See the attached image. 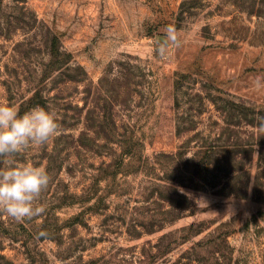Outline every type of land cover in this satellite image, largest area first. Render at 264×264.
I'll list each match as a JSON object with an SVG mask.
<instances>
[{
  "label": "rangeland",
  "instance_id": "obj_1",
  "mask_svg": "<svg viewBox=\"0 0 264 264\" xmlns=\"http://www.w3.org/2000/svg\"><path fill=\"white\" fill-rule=\"evenodd\" d=\"M169 25L182 46L161 58ZM53 35L80 81L51 66ZM257 78L264 0H0V104L45 101L60 125L45 145L0 157V171L32 164L51 178L42 215L0 213V264H264L255 161L244 196L178 178L197 148L193 138L178 157L182 141L223 124L214 97L264 109Z\"/></svg>",
  "mask_w": 264,
  "mask_h": 264
},
{
  "label": "trees",
  "instance_id": "obj_2",
  "mask_svg": "<svg viewBox=\"0 0 264 264\" xmlns=\"http://www.w3.org/2000/svg\"><path fill=\"white\" fill-rule=\"evenodd\" d=\"M49 41L53 69L59 68L64 81H80L79 76L68 74L71 59L67 53L59 50L58 37L53 35ZM137 68L140 69L139 65ZM75 69L82 71L79 65ZM138 75L135 74V76ZM120 77L123 75L113 77L112 81H119ZM182 77L185 78L186 75ZM129 78L130 76L128 81H131L133 75ZM214 99L217 98L214 97ZM214 99L212 102L221 112L223 124L219 125V122L214 121V124H218L217 130L207 135L197 131L179 145L182 150L178 151V157L181 154L184 155L191 148L190 143L197 139L195 141L197 148L185 160V166L178 175L181 186L200 189L205 185L215 187L223 183L222 188L227 195L244 196L247 194L252 177L251 163L254 160L256 164L253 177L254 192L257 197H264V129L260 127L264 124V109L228 97L220 96L217 101ZM43 103L45 101L37 102L29 98L21 102L18 113L23 115L27 110L41 106ZM190 130L191 127L184 131H177L175 135L185 136ZM174 191L177 193V189L174 188ZM181 196L187 198L184 193ZM186 206L185 203L178 205L180 209ZM2 259H5V256L0 253V261Z\"/></svg>",
  "mask_w": 264,
  "mask_h": 264
},
{
  "label": "clouds",
  "instance_id": "obj_3",
  "mask_svg": "<svg viewBox=\"0 0 264 264\" xmlns=\"http://www.w3.org/2000/svg\"><path fill=\"white\" fill-rule=\"evenodd\" d=\"M180 33L169 25L165 35L158 38L157 52L166 57L174 48H180ZM254 87L264 88V79L257 78ZM260 127L264 129V124ZM56 113L44 107H34L20 115L13 106L0 104V157L14 156L32 146H43L59 134ZM50 176L43 167L22 164L0 171V213L16 222L31 220L45 212L38 204L47 189ZM40 236L47 237V233Z\"/></svg>",
  "mask_w": 264,
  "mask_h": 264
}]
</instances>
